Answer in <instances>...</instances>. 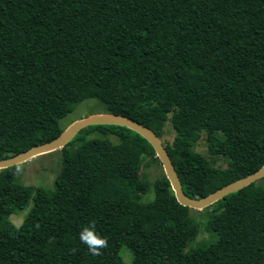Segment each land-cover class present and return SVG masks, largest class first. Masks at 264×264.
<instances>
[{
    "label": "trees",
    "instance_id": "16d2710c",
    "mask_svg": "<svg viewBox=\"0 0 264 264\" xmlns=\"http://www.w3.org/2000/svg\"><path fill=\"white\" fill-rule=\"evenodd\" d=\"M88 98L159 138L169 121L164 147L187 197L253 173L264 163V0H0V159L54 139ZM202 133L224 168L194 150ZM60 152L53 188L0 169V264H264V176L203 208L214 237L185 251L197 224L162 171L140 199L144 169L160 163L140 134L89 125ZM31 193L16 226L7 218ZM90 221L109 241L100 256L78 238Z\"/></svg>",
    "mask_w": 264,
    "mask_h": 264
},
{
    "label": "rangeland",
    "instance_id": "374dc122",
    "mask_svg": "<svg viewBox=\"0 0 264 264\" xmlns=\"http://www.w3.org/2000/svg\"><path fill=\"white\" fill-rule=\"evenodd\" d=\"M192 60L194 63H198L199 57L195 54L192 57ZM96 113H104V108L102 104L95 98L84 99L73 105L71 112H69L66 116H64L62 119L59 120V125L61 128L65 129L75 120ZM174 134L175 133L170 122L167 121L165 123L162 135L160 137V141L164 145L170 144L173 140ZM94 136L97 135L91 134L86 136L85 138H90ZM110 138L113 141L116 140L114 137H110ZM77 144H78V140L72 141V143L68 146V148L73 149L77 146ZM193 148L196 152L205 156L213 166L218 168H224L226 166V161L223 157L218 155H210L208 153L204 133L200 135L199 139L196 141ZM60 156H61L60 149H56L51 152L37 155L35 157L28 159L25 162L18 164L19 172L17 173L16 176L17 182L25 186H28L31 189V191H33V189L38 186L44 188H51V187L53 188L52 182H53L54 174L59 166ZM144 171L147 174V179L149 181V184L145 194L141 195L140 199L142 201L150 200L153 197L152 181L153 178L162 171V167L160 163L155 162V163H151L148 167H146ZM31 196L32 193L27 201L26 206L22 210H18L10 214L9 217L7 218L14 225L18 226L21 223L23 217L30 208ZM188 214L189 217L196 222L198 232L196 238L186 246V248L184 249L185 251H188L189 249L197 245L199 242L208 241L214 237L211 233H209L205 229L206 220L208 215L210 214L209 210L190 208ZM123 250H124L122 252L123 260L126 262L130 261V255L128 254V251H126L125 249Z\"/></svg>",
    "mask_w": 264,
    "mask_h": 264
},
{
    "label": "water",
    "instance_id": "95a60500",
    "mask_svg": "<svg viewBox=\"0 0 264 264\" xmlns=\"http://www.w3.org/2000/svg\"><path fill=\"white\" fill-rule=\"evenodd\" d=\"M95 124H109L119 125L127 127L145 138L148 143L152 146L155 152V157L160 161L162 172L169 182L170 189L172 190L177 202L183 206L193 209H203L208 205L216 202L225 195L237 191L248 184L257 181L264 176V163L253 173L241 177L215 191L208 193L207 195L200 198L187 197L181 190L180 183L171 162V159L164 147V144L160 141V138L148 127L141 124L140 122L131 119L127 116L114 114V113H96L87 117L75 120L67 128L56 136L54 139L32 146L18 154L9 156L4 159H0V169L18 165L28 159L35 157L40 154L54 151L62 148L68 143L75 134L82 128L95 125Z\"/></svg>",
    "mask_w": 264,
    "mask_h": 264
},
{
    "label": "clouds",
    "instance_id": "9594fccd",
    "mask_svg": "<svg viewBox=\"0 0 264 264\" xmlns=\"http://www.w3.org/2000/svg\"><path fill=\"white\" fill-rule=\"evenodd\" d=\"M17 171L19 172V169ZM36 227L39 228V225ZM78 238L87 246L89 254L93 257L102 255V250L109 246V241L96 232L95 221H90L88 226L83 227Z\"/></svg>",
    "mask_w": 264,
    "mask_h": 264
}]
</instances>
